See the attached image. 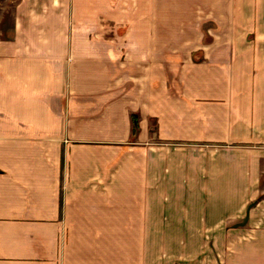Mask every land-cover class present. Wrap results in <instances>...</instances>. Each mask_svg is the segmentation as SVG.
<instances>
[{
    "label": "crops",
    "instance_id": "1",
    "mask_svg": "<svg viewBox=\"0 0 264 264\" xmlns=\"http://www.w3.org/2000/svg\"><path fill=\"white\" fill-rule=\"evenodd\" d=\"M3 18L0 264H264V0Z\"/></svg>",
    "mask_w": 264,
    "mask_h": 264
},
{
    "label": "rangeland",
    "instance_id": "2",
    "mask_svg": "<svg viewBox=\"0 0 264 264\" xmlns=\"http://www.w3.org/2000/svg\"><path fill=\"white\" fill-rule=\"evenodd\" d=\"M15 0H0V17L3 15L4 16V23L1 24V26H3L2 28H6L5 30H7V28L10 26V20L12 18V5H13V2ZM171 1H174V0H171ZM197 26L194 25L193 26V30L194 32L196 33L195 31V28ZM207 26L205 24V26H203V31L204 32H207ZM193 31H191L192 34H194ZM263 182H264V174H263ZM263 189H264V184H263Z\"/></svg>",
    "mask_w": 264,
    "mask_h": 264
},
{
    "label": "trees",
    "instance_id": "3",
    "mask_svg": "<svg viewBox=\"0 0 264 264\" xmlns=\"http://www.w3.org/2000/svg\"><path fill=\"white\" fill-rule=\"evenodd\" d=\"M132 124H133L132 134L134 136L137 133V131H138V120H137V116L136 115H134L132 117Z\"/></svg>",
    "mask_w": 264,
    "mask_h": 264
}]
</instances>
